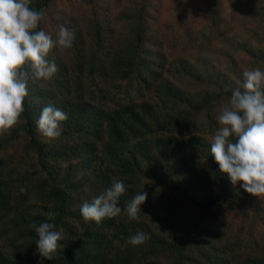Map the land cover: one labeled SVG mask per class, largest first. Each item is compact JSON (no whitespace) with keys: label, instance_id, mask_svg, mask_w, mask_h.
<instances>
[{"label":"trees","instance_id":"trees-1","mask_svg":"<svg viewBox=\"0 0 264 264\" xmlns=\"http://www.w3.org/2000/svg\"><path fill=\"white\" fill-rule=\"evenodd\" d=\"M170 3L166 27L162 0H122L116 20L137 19L133 38L109 47L96 30L87 48L80 32L50 51L51 80L29 82L20 122L0 135V264H264V196L233 186L210 151L243 72L264 70V0ZM49 104L68 116L55 140L37 130ZM113 178L128 189L121 207L144 184L139 220L85 221L80 207ZM50 210L64 237L51 261L35 244ZM141 231L151 238L127 243Z\"/></svg>","mask_w":264,"mask_h":264},{"label":"clouds","instance_id":"clouds-1","mask_svg":"<svg viewBox=\"0 0 264 264\" xmlns=\"http://www.w3.org/2000/svg\"><path fill=\"white\" fill-rule=\"evenodd\" d=\"M31 0H0V135L8 134L25 112V99L29 96L31 80H51L58 72L54 61L47 59L50 51L60 47L70 49L74 35L63 25L57 37L38 30L43 20V9L30 7ZM232 91L217 115L218 127L211 141V156L226 174L233 186L238 183L255 197L264 196V70L255 68L243 72V84ZM67 114L49 104L42 109L36 121L37 130L44 137L55 140L62 134L61 122ZM195 135L197 133H194ZM242 182V183H241ZM141 190L120 206L121 197L128 189L121 179L113 178L91 202H84L80 213L85 221L102 222L104 218L126 215L139 220L141 206L148 192ZM20 192H26L21 187ZM30 203H38L30 200ZM47 221L35 226L38 236L35 244L42 259L53 260L61 249V231L52 223L55 211L46 213ZM151 237L138 232L127 243L140 246Z\"/></svg>","mask_w":264,"mask_h":264},{"label":"rangeland","instance_id":"rangeland-1","mask_svg":"<svg viewBox=\"0 0 264 264\" xmlns=\"http://www.w3.org/2000/svg\"><path fill=\"white\" fill-rule=\"evenodd\" d=\"M170 4V0H162L161 18L166 27L169 26L171 21ZM122 7V0H53L44 9L45 15L42 20L41 30L51 34L52 31H59V26L63 25L70 29L74 36L82 32V34L86 35L85 46L87 48H90L88 44H91V36L98 30L104 35L105 39L114 38L112 45L109 46L113 47L117 45L116 42L120 38H124L129 34L133 38L136 33V22L134 21L137 19L133 18L132 20L130 19L131 21L126 20L125 22H123V19L119 20L120 22L116 20ZM131 22L134 24V28L130 26ZM58 31L54 37H57ZM153 34V32L143 29V37ZM63 51L66 54L68 49H63ZM128 86L130 85L128 84ZM129 90L133 93V96L138 97L132 88L129 87ZM134 101L140 102L139 99ZM51 151L52 148H49V152H47L49 156L54 155Z\"/></svg>","mask_w":264,"mask_h":264}]
</instances>
